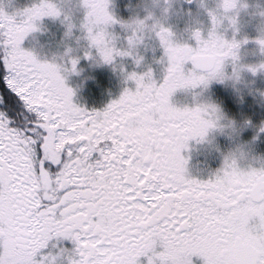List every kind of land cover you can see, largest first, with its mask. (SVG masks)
<instances>
[{
  "label": "snow or ice",
  "instance_id": "snow-or-ice-1",
  "mask_svg": "<svg viewBox=\"0 0 264 264\" xmlns=\"http://www.w3.org/2000/svg\"><path fill=\"white\" fill-rule=\"evenodd\" d=\"M85 3L89 47L103 63L133 56L142 38L128 36L127 50L115 46L117 36L107 29L121 22L108 11L109 0ZM232 6L225 0V9ZM59 16L54 0L16 15L0 8V257L6 248L11 253L0 264H55L41 253L54 237L74 243L79 259L72 264H140V257L146 264H194L193 256L204 264H264V171L226 165L208 179L185 174L182 150L211 122L199 108L180 110L171 97L207 85L197 70L213 65L199 47L175 43L161 28L163 80L157 83L151 70L130 72L134 90L88 110L73 102L55 66L21 47L37 21ZM193 36L200 45L201 33ZM216 39L218 56L235 59L239 41ZM134 59L139 64L142 57ZM71 63L75 69L78 60ZM161 242L171 258L157 251Z\"/></svg>",
  "mask_w": 264,
  "mask_h": 264
},
{
  "label": "rangeland",
  "instance_id": "rangeland-1",
  "mask_svg": "<svg viewBox=\"0 0 264 264\" xmlns=\"http://www.w3.org/2000/svg\"><path fill=\"white\" fill-rule=\"evenodd\" d=\"M57 6L62 9L59 17H43L37 21L38 27L30 32L21 43V47L34 50L42 60L60 61V56L66 47L73 49L71 55L78 57L76 71L68 73L65 83L74 91L73 102L88 110H103L108 103L118 99L125 88L135 89V81L127 80V74L135 71L138 74L149 70L152 78L160 83L166 74L167 59L164 57V50L155 33L145 34L143 41L137 45L133 56H116L111 64L97 63L99 56L94 48L89 47V41L83 39L84 33L79 27L86 9L80 4V0H54ZM39 0H0V8L9 15L23 11ZM248 7L240 8L235 29L229 26V21L225 19L217 32L223 34L225 39L244 40L239 48V56L242 63L254 64L264 60V54L258 51L255 42L257 36L256 23L258 17L252 13L257 6L264 7V0H246ZM139 0H109L108 11L117 21L127 20L134 12H139L141 16L144 12L137 7ZM217 0H206L202 6L199 0H173L171 10L165 20V26L174 33V40L177 43L197 46V42L192 35V28H200L201 35L206 38L209 29L212 27L209 9H216ZM237 10L228 13L232 15ZM70 14L75 27L72 28L70 36L66 35L67 25L64 15ZM159 14V13H158ZM16 19H21L16 16ZM110 33L117 36L115 46L121 50L128 49L127 37L130 34L121 23H114L108 26ZM3 36L0 35V40ZM3 55V48L0 47ZM90 51L92 55L86 57L85 52ZM134 57H142L140 63L135 62ZM64 62L70 67L67 57ZM185 71L191 67L186 63ZM225 70L231 72V59L225 63ZM244 82L233 87L230 82L219 80L211 81L204 89L177 90L171 97L174 105H192L195 100H208L219 105L222 112L238 124L247 120V125L240 129L238 135H229L218 130H211L207 141L197 142L203 147V155L192 161V168L195 176L207 179L212 176L223 165V154L234 146L232 139L236 143L247 145V158L241 162L242 167H247L249 163L254 167L264 164V132L259 131L264 124V71L255 74L245 71ZM198 94V95H197ZM195 97V100H194ZM233 145V146H232ZM200 146V147H201ZM75 245L72 241L64 238H52L41 253H55L60 249L72 250ZM40 258V254L36 259ZM194 264H204L203 258L193 256ZM58 264H67L60 258ZM146 264V263H143Z\"/></svg>",
  "mask_w": 264,
  "mask_h": 264
},
{
  "label": "clouds",
  "instance_id": "clouds-1",
  "mask_svg": "<svg viewBox=\"0 0 264 264\" xmlns=\"http://www.w3.org/2000/svg\"><path fill=\"white\" fill-rule=\"evenodd\" d=\"M199 2L203 6L206 3V0H199ZM172 3H173V0H139V4L137 5V7L144 12V15L141 16L140 13L137 11V12H134V14L130 16L127 20H123L120 22L125 28V30L130 33L128 36L136 34V35H139L143 41L145 34L155 33L156 35V33L161 28L170 29L169 27L165 26L164 22L167 19V16L171 10ZM55 4L57 5V3ZM80 4L82 5L84 9H86V12H85L83 19L80 21L79 27L84 33L83 39H86L88 41V32L86 29V25L88 22L87 14L89 13L90 9L85 3V0H80ZM224 4H225V0H217L216 9L208 10L210 17L212 15H215L216 24L214 25L212 22V27L209 29L207 37L204 38L202 36L203 39H202L201 44L198 46H195V47H199L200 49L199 54L201 55V57L206 62L213 65L212 70L210 72H205L204 70H201V69L197 70L200 74L205 75L207 85L205 83H201V84H198L195 88L187 87L183 90L197 89V88L204 89L213 80H219L222 82H230L233 87H236L237 85H240L241 83L244 82L243 74L245 71L251 72L253 74H255L258 71H264V60H261L260 62L254 63V64H247V63L241 62V58L238 52H239V48L241 44L246 43L245 41H247V38H245L244 40H237L239 41V47L235 49V53H236L235 59H232L231 57L220 58L218 56L217 54L218 40L216 38H222L227 41H231V40L225 39L223 34L217 32V28L220 27V25L223 23L225 19H227L229 21V26L235 29L237 22H238L237 20L238 13H239L238 5L240 6V8L248 7L246 0H233V6L228 9H225ZM58 9L61 15L62 9L59 7ZM234 9H236L237 11L234 14L229 16L228 13ZM16 14L17 13H14L13 15H16ZM252 15L254 17H258V20L256 23L257 36L255 37V42L258 45V51L261 54H264V45L259 43V41H264V7L257 6L254 12L252 13ZM64 21L66 22V25H67L66 35L70 36L72 32V28L75 27L72 21L71 15L65 14ZM191 31H192V35L197 31L201 33L200 28H192ZM212 32H214L215 38L212 36H209V33H212ZM173 37H174V33L172 32V39L175 42ZM128 49H129V45H128ZM24 50L30 53L40 63H47V64H51L55 66V68L59 71L60 75L63 77L64 80H66L68 73L76 71V67L74 69L71 62L74 59L78 60V57L71 55L73 51L71 47L65 48L64 53L60 56L59 62H57L56 60H42L38 57V54L34 50H28L25 48ZM130 50L134 51L135 49H130ZM65 57H67L68 61L70 62V67L65 64L64 62ZM229 58L231 59V64H232L231 72H227L225 70V63L226 61L229 60ZM100 62H103V60L99 57V60L97 61V63H100ZM187 62H191V61H186V63ZM261 95H264V93H261ZM194 100H195V97H194ZM178 108L180 110H187L189 112L195 111L196 109L199 108L203 110L204 118L211 122L210 126L205 129L203 136H197L191 139V140L197 141L198 143L207 141L209 132L211 130H218L220 132H224L229 135H232V134L238 135L240 129H242L243 127L247 125V120L241 121L238 124L234 119L227 117L222 112L219 105L211 101H208V100H195L193 106L191 107L185 105L183 107H178ZM260 127H264V124H262ZM247 155H248L247 145L244 143H236L233 147H231L228 151H226L223 154V165L220 169H223V167L227 165V166H235L238 170L242 172L264 171V164H262L260 167H254L252 166L251 163H249L246 168L242 167L241 162L247 158ZM183 157L186 160L184 164V168L186 169V165L189 162V158L186 157L185 155H183ZM158 252L166 253L169 255V258H171L169 249L165 246L163 242L159 244ZM49 253L51 257L55 258V264H58V261L60 260L61 257H63V260L66 261L67 264H72L73 260L79 259V256L74 248L72 250L60 249L55 253H52V252H49ZM10 256H11V253L6 248L4 254L0 258H2L5 262H7ZM159 258L160 257L158 256L157 259ZM177 258H178V254H177Z\"/></svg>",
  "mask_w": 264,
  "mask_h": 264
},
{
  "label": "flooded vegetation",
  "instance_id": "flooded-vegetation-1",
  "mask_svg": "<svg viewBox=\"0 0 264 264\" xmlns=\"http://www.w3.org/2000/svg\"><path fill=\"white\" fill-rule=\"evenodd\" d=\"M187 64L192 68L191 62H187ZM176 106L177 107H183L182 105H176ZM188 106L191 107L192 105L191 106L188 105ZM232 141H233L232 143L234 145L236 144V142H238L235 139L234 140L232 139ZM188 145L189 146H188L187 149L182 150V155H185L186 157L189 158V162L186 165V175H188L189 177H192V178L202 179L200 176H195L194 170L192 168V161L195 160L198 157H201L203 155V152H202L203 150L202 149H203L204 145L201 146V144H198L196 146L194 144V140H190L188 142ZM206 178L208 179V178H210V176H207ZM54 238H56V237H54ZM58 239H60V238H58ZM67 240H69V239H67ZM71 249H73V248H71ZM158 250H159V245H157V251ZM139 260H140V264L146 263V257H140Z\"/></svg>",
  "mask_w": 264,
  "mask_h": 264
},
{
  "label": "trees",
  "instance_id": "trees-1",
  "mask_svg": "<svg viewBox=\"0 0 264 264\" xmlns=\"http://www.w3.org/2000/svg\"><path fill=\"white\" fill-rule=\"evenodd\" d=\"M0 56H2L1 51H0ZM2 70H3L2 65H0V71Z\"/></svg>",
  "mask_w": 264,
  "mask_h": 264
}]
</instances>
